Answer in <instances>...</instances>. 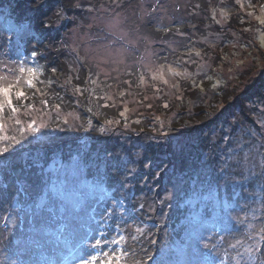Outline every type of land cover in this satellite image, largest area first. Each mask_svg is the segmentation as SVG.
<instances>
[{
    "label": "snow or ice",
    "instance_id": "snow-or-ice-1",
    "mask_svg": "<svg viewBox=\"0 0 264 264\" xmlns=\"http://www.w3.org/2000/svg\"><path fill=\"white\" fill-rule=\"evenodd\" d=\"M34 2L36 11L48 7L46 0ZM246 3L247 8L252 9L248 15L255 16L259 24L264 25V4L259 5L260 14L257 15L251 0H235V4H238L241 10L245 8ZM157 10L163 11L159 5ZM219 14L222 17L227 16L224 8L220 9ZM63 15L64 10L57 8L54 13L55 20L51 23L58 22ZM43 23L41 21L42 26ZM121 23V18L112 16L103 25L111 36L119 37L118 40H111L106 36L105 39L109 40L108 45L92 47L87 43V39L92 37L82 38L75 34V30L71 43L61 45L73 56L72 63L76 65L73 71L78 72L80 67L89 69L83 85L73 83V79L79 80L78 76H67L60 80L54 75L57 73V67L54 66L50 68L53 75L42 78L47 68V61L45 64L39 62L41 59L46 60L43 52L38 55L36 50H32L29 55L23 54L27 39L35 38L31 23H12L6 19L0 24V174L9 169L8 157L5 154H15L32 143L53 138L59 132L92 129L104 133L106 127H115L122 121L125 128L141 123L140 117L131 119L136 109L130 108L129 103L143 104L142 100L135 99L132 82L125 80L123 83L128 87H119L120 74L125 72L131 74L126 62L132 55V50L125 45L133 44V41L120 31ZM216 23L220 21L217 20ZM88 27L91 28L92 25ZM190 27L194 29L195 25ZM163 31L167 33L171 29L165 27ZM176 31L181 36L186 35L179 32L178 28ZM4 33L11 35L5 37ZM95 38L99 39V36ZM151 44L152 41L146 40L144 52L136 57V64L139 66V72L135 74L136 88L144 89L150 86L155 94L159 95L163 92L161 85L169 89H178L180 79H190L193 87H200L203 90L202 83L198 84L187 68L182 67L185 63L193 62L191 59L193 54L200 57L199 50L188 47L174 62H167L166 57L161 58L157 55ZM169 49L173 53L176 51L171 45ZM161 59L165 62L158 63ZM106 65L113 67L107 68ZM113 72L116 73L117 80L115 88L109 82L113 78L111 75ZM208 79L212 77L209 76ZM53 85H57L62 91H55ZM212 87L215 88L216 84ZM66 96L70 99H66ZM128 96H132L133 99L128 100ZM147 99L145 96L144 100ZM66 106L71 110L65 113ZM118 106H122V110L118 111L119 118H106L102 126L95 127L93 117L100 116L101 109ZM147 107L151 108L152 104H147ZM164 107H168L167 102L164 103ZM80 109L88 116L82 123H77L81 119ZM261 110L264 111V108ZM69 117L73 119L70 121ZM153 123L158 124L160 128L164 127L159 116L154 117ZM260 123L261 133L250 130L247 140L238 137L232 146H229L233 139L231 127L224 133L219 151L214 150L207 157L210 163L216 165L213 168L215 182H209L206 188L199 191L194 190L184 201L188 206L184 235L171 245L164 243L156 259H153L150 251L144 250L143 245L156 244L155 239L147 237L152 236L153 230L157 228L155 219L166 217L164 208L172 207L171 201L175 194L165 189L163 196L154 193L156 199L147 207L143 202L137 207V200L142 199L144 193L141 192L139 198H133L131 195H125L123 191L135 189L136 185L130 178H134L136 167L124 169V176L118 184L121 190L120 198H116L113 195L115 188L109 190L105 187L106 178L91 184L81 180L85 169L80 156L74 157L72 164L68 166L58 161L47 168L40 165L38 174L41 177V187L35 198L28 191L30 186L25 185L17 189L16 196L9 202L7 212L3 214L4 228L8 233H13L14 228L24 222L23 217L28 218L27 233H21V238L15 240V254L19 259L30 253L32 246H35L49 248L57 254L58 259L49 260L48 264H75L77 260L79 264H97V261L99 264H146V260H152L153 264H224L229 257L235 264H264V252L261 251L264 246V122ZM152 131L156 132L158 128L154 126ZM237 131L243 133L244 129L237 128ZM148 139L155 141V144L149 147L158 150L171 149L170 152L162 151L165 158L182 155L186 149L183 141L174 140L168 135ZM133 157L138 160L141 153L136 151ZM116 159L117 162L127 161L128 157L120 153ZM143 166L145 168L155 166L160 169L155 172L156 176L166 172L168 168L163 158L152 160ZM68 167L72 168L71 174L66 171ZM147 179L148 177H145L141 181V187H147L148 191H151V186L146 184ZM249 184L253 186L252 190H249ZM229 188L234 193L231 197L228 194ZM237 188H242L248 193L247 201L238 202ZM21 194L24 198L23 207L17 200ZM109 200L112 207H100V210L96 211V206L107 204ZM125 201H128L127 207ZM89 202H94L93 215L90 219L94 221L95 227L79 235L78 218L73 216L72 212L83 208ZM156 205L160 207L158 217L153 215L157 211ZM241 212L244 213L243 216L239 214ZM97 216L99 219H96ZM149 221L152 223L149 224ZM242 224L245 225L244 239H235L236 230ZM228 236L233 237L234 242L229 243L225 249V238ZM129 239L143 252L142 256L138 257L137 251L127 245ZM19 264L26 262L19 260Z\"/></svg>",
    "mask_w": 264,
    "mask_h": 264
},
{
    "label": "trees",
    "instance_id": "trees-1",
    "mask_svg": "<svg viewBox=\"0 0 264 264\" xmlns=\"http://www.w3.org/2000/svg\"><path fill=\"white\" fill-rule=\"evenodd\" d=\"M92 1L94 2L95 0H46L48 7L36 11V3L34 0H0V12L5 17H10L14 23L28 22L32 24L35 32V38L29 37L27 39L24 44L25 52L23 54L29 55L32 50H36L38 55L43 52L46 60L41 59L39 62L40 64H45L47 61V68L42 78H47V76L53 75L50 73V68L54 66L57 67V73L54 75L59 77L60 80H63L67 76L76 77L78 75L75 71H72L71 74H67L65 72L67 71L65 69L66 64H73V56L71 53L70 56L69 52L61 47L63 43H66L61 29L62 31L66 29L64 22L66 20L71 21V15H74L76 18H78V16L82 17V12L90 9ZM101 1L102 0L98 2ZM105 1L107 2V0ZM105 1L103 0V2ZM112 1L113 0H111V2ZM213 1H215L214 4ZM263 1L264 0H251V3L255 5L256 2ZM159 3L160 0H156V6ZM220 5L224 8L225 5H227L229 10L231 9L229 7H232V5L239 7L238 4H235V0H190V3L187 4V8L182 11L180 10L175 15H172L173 17L170 21L158 18V13L155 8L156 17L153 18L152 21L139 22V18L135 17L134 21L137 25L132 28L133 31L136 32L149 33L155 41L152 49L156 50L157 48H162L159 53L156 52L157 55L161 58L166 57L167 62H174L176 57L181 53L186 52L188 47H194L195 49L200 50L202 49V44L197 41L200 37H205L207 32H203L205 18L202 21L199 16L206 17L205 15H207L208 11L211 12L214 8H219ZM245 6H247V3ZM57 8H62L64 10V15L58 22L51 23L52 20H55L54 13L57 11ZM250 10L252 11V9ZM41 21L44 22L43 26L41 25ZM254 22L258 24L257 21L254 20ZM192 25H195L194 29L190 27ZM260 26L261 25L258 24V27L254 29L253 38L255 41L257 29ZM165 27L171 29V31L165 33L163 31ZM177 28L179 29V32H183L186 35L181 36L176 31ZM249 31V34L251 35L252 30L250 28ZM225 36L226 35H222L223 38ZM163 41L170 42L169 45H171V48L176 49L175 53H173L171 49H169V45H167L166 42L163 43ZM133 55L135 57H139L141 54L140 51L132 53L131 57L127 60L133 63V68H129L131 74L128 72L127 74H124L130 77V79L133 80V85H135V74L139 72V66L136 64V59L133 60ZM158 62L165 61L161 59ZM74 66L76 67V65ZM182 67L187 68L188 65L186 66L185 64L182 65ZM263 71L264 70H262V72ZM84 72L88 75L89 69L87 67H80L79 76L81 78V73ZM192 72V77L195 78L197 83H202L203 90L205 89L203 87L205 83H207V85H213V83L217 82L215 77L211 74L202 75L204 72L199 66L192 69ZM194 72L196 75H200L198 79L197 76H194ZM205 76L207 78H205ZM209 76L212 77V79H208ZM263 76L264 72L261 77ZM115 81H117L115 77L114 79L109 80L110 83ZM123 81H125V78ZM123 81L122 85H119L120 88H127L128 85L124 84ZM73 83H77L76 79H73ZM161 87L163 88L162 93L166 96L161 103L154 104V106L152 105L154 111L156 112L153 113L151 110V114L142 112L132 114L131 119L133 120L137 117L141 118V123L138 125L132 124L131 127L127 129L118 128L116 126L106 127L104 133H100L92 129H88L87 131L68 130L66 132H59V134L53 138L46 139L43 144H41V141L39 143H32L28 145L26 149L16 152L15 154H5L6 157H8L9 169L3 174H0V193L3 191L4 195L7 196V199L10 202L12 201V198L16 196L18 188L28 185L30 186L28 187L30 195L35 198L39 194V189L41 187V177L38 174L40 171V165L47 168L58 161L59 163L68 166L72 164L74 157L80 156L82 158L81 164L85 169L84 174L80 177L81 180H86L89 184H91L96 180L106 178L105 187L109 190L115 188L113 195L116 198H120L121 190L119 189L118 184L124 176V169L128 167H136L137 171L134 178H130L136 185L135 189L132 191L124 189L123 191L125 195H131L133 198H139L141 197V192L144 193L143 198L137 200V207L141 202L145 203L147 207L148 204L152 203V201L156 199L153 194L156 193L159 196H163L165 189H168L175 194L174 199L171 201L172 207L164 208V212L167 213L166 217L164 219H155L157 228L153 230L152 236L147 237V239H155L156 244L143 245L144 250L150 251L153 259H156L159 256L160 248L164 243L171 245L174 242L179 241L184 235L185 217L188 208L184 201L192 195L194 190L199 191L202 188H206L209 182H215L216 176L213 172V168H215L216 165L210 163L207 160V157L214 150L219 151V147L222 143L221 138L224 133L228 132L231 127L233 139L229 146H232L234 145V137L236 136L234 134L236 127L243 126L244 132L242 138L247 140L250 130H256L261 133L262 129L260 122H264L263 113L259 116V120L254 121L253 116L250 117L249 115L250 111L245 109L246 104L243 103V99H236V96L234 100H232V103H234V107L232 108L235 110L233 116L227 118L221 115L222 118L219 121L221 126L225 123L228 124L226 128L228 130L225 131L220 129L217 131L214 125L215 121H213V119L215 117V119H217L218 112L216 113V111H213L214 116L210 115L204 118L206 119L207 124L201 126L200 128L197 126L194 127V132L189 134L191 133V128L188 127L187 124H193L194 120H189L188 114L192 113V102L195 103V101L189 96L192 91L189 90L192 87L191 80L180 79L178 89H169L167 86L163 85H161ZM197 88L201 90L200 87ZM140 93H142L141 89ZM177 96H180L181 98L177 99ZM68 97L69 96H66L65 98L68 99ZM248 98L251 99V96H248ZM253 98L255 99V97ZM255 101L264 102V94L257 95ZM166 102L168 103L167 108L164 107V103ZM70 110V107L66 106L64 108V111L66 112ZM79 111L81 119L77 121V123H82L87 118L88 114L85 113L83 109H80ZM101 113L102 114L100 116L93 117V124L96 128L102 126L103 120L106 118H119L115 115L114 108L101 109ZM219 113L222 114V111H219ZM156 116H159L163 121V128H160L158 124L154 125L153 119ZM248 120H250V125L247 123ZM233 121H235V124H233ZM243 124L246 127L248 125L249 129L245 128ZM154 126L158 128V131H152ZM141 129H143V131H141ZM172 130H180L181 133L175 136L174 133H171ZM161 135H168L174 140L179 139L183 141L186 145L184 153L182 155H174L165 158L162 155V151L170 152L171 149L158 150L155 147H149V145H154L155 141L148 138L158 137ZM136 151L141 153V157L138 160L133 157V153ZM120 153L127 155V161L121 160L117 162L116 157L117 154ZM158 158L165 159V163L168 165V168L166 172L156 176L154 175L155 172L160 171V169L155 166L145 168L143 165ZM70 168L71 167H68L66 171ZM145 177H148L146 184L151 186V191H148L147 187H141V181ZM252 187L253 186L251 184L248 185L249 190H252ZM236 191L239 193L237 197L238 202H245L248 200V193L243 191L242 188H237ZM228 194L229 197L234 194L231 188L228 189ZM17 200L23 207L24 198L22 194L17 197ZM13 206H15V202H13ZM112 206L111 200H109L107 204L96 206V211H99L100 207ZM125 206H128V201H125ZM93 207L94 202H89L86 203L83 208L77 209L82 210V216H78L79 223L77 224L79 235H83L91 227H95L94 221L90 219L93 215ZM156 208L157 211L153 215L158 217L160 214L159 205H156ZM233 215L237 214L233 213ZM96 219H99V217L97 216ZM151 223L152 222L149 221V224ZM243 229H245V227L240 225L236 230V239H242ZM127 245L137 251L138 257L143 255V252L140 251L139 247L133 245L130 239L128 240ZM113 247L115 248V246ZM261 251L264 252V246H262ZM51 255H53L52 261H56L58 259V256L54 251ZM51 255H46L48 261ZM8 256L11 258L13 254H9ZM6 258V256H3L0 260H5ZM229 258L228 260H230ZM42 259L43 258L41 257L35 259H29L26 257L25 259L21 258L20 260L25 261L26 264H36V260L40 261ZM230 261L228 264L232 263ZM15 262L19 264V261ZM75 264H79V260H77ZM97 264H99L98 261ZM146 264H153V261L146 260Z\"/></svg>",
    "mask_w": 264,
    "mask_h": 264
},
{
    "label": "rangeland",
    "instance_id": "rangeland-1",
    "mask_svg": "<svg viewBox=\"0 0 264 264\" xmlns=\"http://www.w3.org/2000/svg\"><path fill=\"white\" fill-rule=\"evenodd\" d=\"M98 1L100 0H95L94 2L92 1L90 9L82 12V17L78 16V18H76L74 15H71L72 20H66L64 22L66 29H64V31H62L61 29V32H63L64 34L63 37L64 40H66V43L67 41L68 43H71L72 39L74 38L73 30H75V34L80 35L82 38L87 39V37H92L91 39H87V43L92 47L108 45L109 40L105 39L106 36L110 37L111 40H118V36H111V34L108 33L107 30L103 27V25L106 24L112 16H118L122 20L120 31L125 33L129 40L133 41V44H126L125 47L131 49L132 53L140 51V54H142L144 50V42L146 40L152 41V48L155 41L147 32L133 31L132 27H135L137 25L134 21V18H139V22L152 21L153 18L156 17V8L158 18H160L161 20L170 21V19L173 17L172 15H175L180 10H185L187 8V4L190 3V0H160V3L158 5L163 9V11H158L156 0H113L112 2L111 0H107V2L105 0V2H103V0L101 2ZM214 2L215 1H213V4ZM260 4H264V1L256 2L255 5H253L255 8V13L257 15L260 14ZM221 5L219 6V8H214V10L211 12L208 11L207 15H205L206 17L199 16L202 21L205 18L203 32H207V35L205 37L202 36L197 41L203 46L201 50L197 49L201 52V56L196 57L193 54L191 57L193 62L185 63L186 66L188 65V72L192 75V69H195L199 66L200 69H202V71L204 72L202 73V75L211 74L217 81L216 83H213L216 84V87L214 89L212 85H207V83L203 85V87L205 88L203 91L193 86L189 89L192 90L189 96L196 103L195 105V103L192 102V113L188 114V119L191 121L194 120L193 124H187V126L191 128V133L189 134H192L194 132V127L197 126L198 128H200L201 126L207 124V121L204 118L213 115V111H216V113L218 112L217 119H215L216 117L213 119V121H215L214 125L217 131H219L220 129H223L225 131L228 130L226 129L228 124L225 123L221 126L219 121L222 118L221 115L227 118L233 116L235 110L232 108L234 107V103H232V100H234L236 96V99H243V103L246 104V108H244L247 111H250L249 115L250 117L253 116L254 121L259 120V116L261 115V113H263L264 115V111L261 110L262 108H264V102L255 101L257 95L264 94V76L261 77L262 73L264 72H262V70H264V25H261L257 29L255 41V39L253 38L254 29L258 27L259 22L255 19V16L251 17L248 15V10L250 9L245 6V8L241 10L240 6L238 7L232 5L233 8L229 7L231 8L229 10L228 7L224 8ZM221 8L225 9L227 16L222 17L219 14ZM93 17H95L96 19L94 20ZM6 19L8 22L14 23L10 17H5L0 12V24H3ZM217 20H219L220 23H216ZM254 20L257 21L258 24L254 22ZM88 25H92V27L89 28ZM249 28L252 30L251 35L249 34ZM10 35V33H4L5 37H10ZM222 35L226 36L223 38ZM96 36H99V39H96ZM8 42L11 43V41ZM165 42L167 43V45H169L170 43L168 41H163V43ZM160 50H162V48H157L155 51L159 53ZM69 55L71 56L70 52ZM135 59L136 57L133 55V60ZM238 61L241 63H238ZM126 63L129 68H133L132 62L127 61ZM105 67L111 68L113 66L106 65ZM189 67L192 69H190ZM74 68L75 66L73 64L68 63L65 67L68 72H65L67 74H71ZM76 74L79 77V80H76L77 83L83 85L84 79L85 77H87V73H81L82 78L79 76V71L76 72ZM125 74H127V72H125ZM125 74H120L119 80L121 83L119 85H122V81L124 78L125 80L131 81L132 91L135 94V99H140L143 101V104L140 105L129 103V107L136 109V111L134 112L136 114L140 112L151 114V110L153 113L156 112L154 111L153 107L148 109L147 104L150 103L153 106L154 104H159L166 95L164 93L156 95L154 90L150 86L141 89L142 93H140V89L136 88L135 85H133V80H131L130 77L126 76ZM111 75L113 77L112 79L116 77L115 72H113ZM194 76H197L198 79L200 75H196V73L194 72ZM205 78L207 77L205 76ZM112 84L115 88L117 86V81L113 82ZM53 89L55 91H62L57 85H53ZM249 92H251L252 94ZM145 96L148 97L147 100H144ZM248 96H251V99L248 98ZM253 97H255V99ZM68 99H70V97H68ZM127 99L131 101L133 97L128 96ZM114 109L115 115L118 116V111L122 110V106H118ZM219 111H222V114H220ZM64 112L66 113V111ZM69 119L71 121L73 118L69 117ZM249 121L250 120L247 121L248 125H250ZM248 125L247 127L244 125V127L249 129ZM116 127L127 129L123 127V121L120 125H116ZM237 128H243V126H238L235 128L236 130H234V134L236 136L234 137V144L237 142V138H242L243 135V133L237 131ZM171 133H174L175 136H177L181 133V131L172 130ZM45 141L46 139L42 140L41 144L45 143ZM67 172L71 174L72 168L68 169ZM1 193L0 258H2L3 256H6L7 258L5 260L1 259L0 264H17L15 261H19L21 258L25 259L26 257H28L29 259L41 257L43 259L40 261L36 260V264H48L49 261L47 260L46 255H51L53 250L46 247L37 248L35 246H32L30 253L25 254L18 259L17 255L15 254V240L17 238H21V233H27L29 227L28 218L23 217L24 222L18 227H15L13 233H8L4 228L3 214L7 212V205L9 204V201L7 199V196L4 195L3 191H1ZM239 214L241 216L244 215L243 212ZM72 215L78 218V216H82V210H73ZM243 226L245 227V225ZM242 232H244V229ZM236 236L237 235H235V239ZM242 239H244L243 235ZM233 242V237L228 236L225 240L224 248L227 249L226 246L229 243ZM9 254H13V256L10 258L8 256ZM229 259L231 260V258ZM49 260H53V255L50 256ZM230 260L225 261L224 264H228ZM230 262H232L231 264H235L234 260H231Z\"/></svg>",
    "mask_w": 264,
    "mask_h": 264
}]
</instances>
